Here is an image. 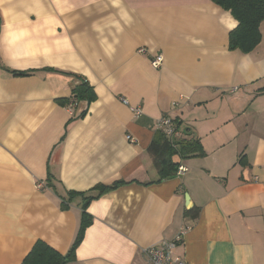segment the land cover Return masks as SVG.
I'll list each match as a JSON object with an SVG mask.
<instances>
[{"label":"crops","instance_id":"0c3cea01","mask_svg":"<svg viewBox=\"0 0 264 264\" xmlns=\"http://www.w3.org/2000/svg\"><path fill=\"white\" fill-rule=\"evenodd\" d=\"M0 19V264L38 240L68 253L86 197L120 180L89 202L70 264H146L142 248L184 225L175 251L190 264H264V21L243 53L212 0H0ZM81 81L92 101L74 99ZM162 116L204 154L175 156L188 170L159 180Z\"/></svg>","mask_w":264,"mask_h":264},{"label":"trees","instance_id":"16d2710c","mask_svg":"<svg viewBox=\"0 0 264 264\" xmlns=\"http://www.w3.org/2000/svg\"><path fill=\"white\" fill-rule=\"evenodd\" d=\"M224 10L231 12L238 21V25L230 31L229 47L232 50H239L243 53H250L262 41L261 24L264 21V0H212ZM1 31V19H0ZM15 75H28L29 71H13ZM264 92V87L260 89ZM75 100L85 99L92 101L96 98L94 88L87 82L81 81L72 91ZM72 98L62 99L68 105ZM153 157L154 165L158 170L159 180L175 174L180 162L175 160V156L203 155L204 149L196 138H181L172 142L161 131L155 136L148 148ZM126 181H116L110 185H97L92 191L97 190V194H90L86 197L83 206L81 223L77 237L68 251L63 254L50 246L43 240H38L31 251L26 255L22 264H70L76 258V249L82 242L86 228L92 224L93 217L88 213L89 202L98 198L102 194L109 192L124 184ZM72 197L84 195L78 191H68ZM194 218L199 216V210L193 209L186 212Z\"/></svg>","mask_w":264,"mask_h":264},{"label":"built area","instance_id":"2783aa9c","mask_svg":"<svg viewBox=\"0 0 264 264\" xmlns=\"http://www.w3.org/2000/svg\"><path fill=\"white\" fill-rule=\"evenodd\" d=\"M146 47H139L138 53H145ZM163 61L162 55L155 56L152 60V66L158 68ZM236 90V88H234ZM74 97V96H73ZM67 105L73 112L74 99ZM122 102L128 105L134 115H142L143 107L141 105H131L127 98L122 97ZM176 104V103H175ZM158 129L164 133V135L170 139L172 142L179 140L184 137V132L180 125L170 116H162L158 120ZM130 141L134 139L128 135ZM188 170L185 165H178L177 174H183ZM38 187H44V184H39ZM190 226H182L178 231L177 235L172 240H164L159 243H155L142 248V255L145 259L146 264H190L188 261L180 254L176 253L175 249L184 243V238L188 233Z\"/></svg>","mask_w":264,"mask_h":264},{"label":"water","instance_id":"95a60500","mask_svg":"<svg viewBox=\"0 0 264 264\" xmlns=\"http://www.w3.org/2000/svg\"><path fill=\"white\" fill-rule=\"evenodd\" d=\"M186 199H187V203L189 204L190 201H189V196L188 195H186Z\"/></svg>","mask_w":264,"mask_h":264},{"label":"rangeland","instance_id":"374dc122","mask_svg":"<svg viewBox=\"0 0 264 264\" xmlns=\"http://www.w3.org/2000/svg\"><path fill=\"white\" fill-rule=\"evenodd\" d=\"M261 32L263 33L262 28H261ZM262 36H263V34H262Z\"/></svg>","mask_w":264,"mask_h":264}]
</instances>
